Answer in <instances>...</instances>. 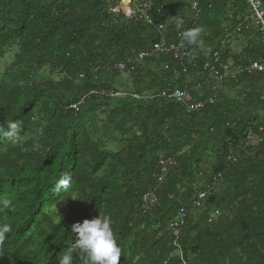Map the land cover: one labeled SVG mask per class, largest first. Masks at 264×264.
Returning <instances> with one entry per match:
<instances>
[{"label": "trees", "instance_id": "trees-1", "mask_svg": "<svg viewBox=\"0 0 264 264\" xmlns=\"http://www.w3.org/2000/svg\"><path fill=\"white\" fill-rule=\"evenodd\" d=\"M120 2L0 0V63L11 55L0 73V129L18 122L22 138L14 146L0 135V201L11 202L0 225L12 226L0 264H58L68 251L85 264L71 228L101 213L120 264H264L263 76L224 82L201 110L157 96L203 87L215 53L234 68L263 57L244 23L246 0H197V13L192 0H131L150 4L148 24L115 13ZM196 27L198 44L184 43L195 60L154 55L127 68L130 89L117 87L113 66ZM239 39L246 46L232 56ZM162 158L173 161L166 173ZM61 178L67 189L57 188ZM151 190L159 203L144 211ZM182 210L178 249L168 227Z\"/></svg>", "mask_w": 264, "mask_h": 264}, {"label": "built area", "instance_id": "built-area-1", "mask_svg": "<svg viewBox=\"0 0 264 264\" xmlns=\"http://www.w3.org/2000/svg\"><path fill=\"white\" fill-rule=\"evenodd\" d=\"M232 2L233 0H229ZM248 6V15L244 19L246 28H252L260 37V40L264 46V8L258 0H246ZM192 11L198 12V2L197 0H192L191 2ZM115 13L121 12L126 18L134 20L136 22L151 23L150 17V4L144 2L141 4L132 3L131 0L123 2L120 6H117ZM244 25H241L237 32L242 30ZM181 36H178L179 41L166 42L161 40L160 42L153 45V48L149 52H140L134 58L128 59L125 62H121L113 66V70L121 74L126 73L127 68L133 63H141L146 59L153 57L158 54L172 55L175 58L185 61L192 62L195 60V56L190 53L186 45L180 41ZM234 41V39L232 40ZM231 41V42H232ZM203 71L206 73L207 78L204 80V84L208 86V94L199 101L193 102L190 100V91L188 87L184 89L175 88L171 91H163L158 97L166 99L168 101L176 102L185 105L190 111L201 110L207 104H214L217 101V89L220 88L222 84L226 81H235L241 76H253L256 74L262 75L264 78V55L262 58L252 61L247 65L239 68H233L232 71L228 70L227 66L222 65L219 54L215 53L212 59L203 65ZM202 87V86H200ZM198 87V88H200ZM104 95L114 98V97H125L128 94L123 92H104ZM135 99H140L138 95L132 96ZM156 96L147 95L144 99H153ZM262 99L264 100V89L262 91ZM76 108V106H73ZM260 131H264V123L260 126ZM160 166L163 173H166L167 167L173 164L172 160L160 159ZM207 191L201 192L194 202L195 208L201 209L203 206V201L205 200ZM159 203L158 197L155 190L148 191L142 197V209L144 211H150L152 208L156 207ZM186 212L180 211L178 217L175 221L171 222L168 227V232L174 238V246L179 249L178 238L181 234L182 228L185 223ZM180 257L181 253H180Z\"/></svg>", "mask_w": 264, "mask_h": 264}, {"label": "clouds", "instance_id": "clouds-1", "mask_svg": "<svg viewBox=\"0 0 264 264\" xmlns=\"http://www.w3.org/2000/svg\"><path fill=\"white\" fill-rule=\"evenodd\" d=\"M202 28L196 27L188 29L182 34V42L187 45H196L199 42ZM205 54L208 49H202ZM0 135L5 136L14 146L22 145V138L19 131L18 122H11L8 130L0 129ZM69 180L59 179L57 188L67 189ZM8 200L0 201V211L10 207ZM12 231L10 224L0 225V255L7 235ZM71 232L75 235L73 247L84 254L85 264H120L122 256V246L114 231L111 217L107 214H100L98 218L85 219L72 225ZM58 264H73V254L71 251L62 253L58 257Z\"/></svg>", "mask_w": 264, "mask_h": 264}, {"label": "rangeland", "instance_id": "rangeland-1", "mask_svg": "<svg viewBox=\"0 0 264 264\" xmlns=\"http://www.w3.org/2000/svg\"><path fill=\"white\" fill-rule=\"evenodd\" d=\"M128 0H121V2L119 4H117L115 7H113V10L116 9L117 6H120L121 3L123 2H127ZM246 43L244 41H242L241 39L237 40L236 42H231L229 48L232 52V56L234 55H238L243 48H245ZM10 58L11 55H8L1 63H0V73L3 72V70L6 68V66L10 63ZM233 62L232 60H229L228 62V70L232 71L234 67H232ZM131 86V77L129 74L123 73L121 74V76L118 78L117 80V87L120 88V90H126V89H130ZM235 91L233 90H225L224 93L229 96H234Z\"/></svg>", "mask_w": 264, "mask_h": 264}, {"label": "crops", "instance_id": "crops-1", "mask_svg": "<svg viewBox=\"0 0 264 264\" xmlns=\"http://www.w3.org/2000/svg\"><path fill=\"white\" fill-rule=\"evenodd\" d=\"M208 88H209L208 86L204 85L203 87H200V88L191 89L190 96H189L190 100L193 102H196V101L203 99L205 95H207L209 92Z\"/></svg>", "mask_w": 264, "mask_h": 264}, {"label": "water", "instance_id": "water-1", "mask_svg": "<svg viewBox=\"0 0 264 264\" xmlns=\"http://www.w3.org/2000/svg\"><path fill=\"white\" fill-rule=\"evenodd\" d=\"M258 1L261 3L262 7L264 8V0H258Z\"/></svg>", "mask_w": 264, "mask_h": 264}]
</instances>
